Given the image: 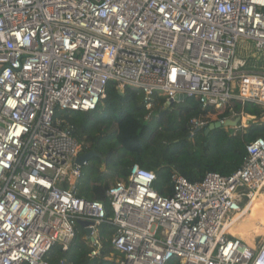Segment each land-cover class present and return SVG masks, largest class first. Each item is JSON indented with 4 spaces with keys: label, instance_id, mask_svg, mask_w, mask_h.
<instances>
[{
    "label": "built area",
    "instance_id": "obj_1",
    "mask_svg": "<svg viewBox=\"0 0 264 264\" xmlns=\"http://www.w3.org/2000/svg\"><path fill=\"white\" fill-rule=\"evenodd\" d=\"M111 81L140 90L149 114L154 95L264 107V0H0V264H52L78 221L92 256L98 227L114 228L118 264H264V237L252 247L229 232L264 193V136L230 176L172 173L168 197L132 165L107 190L110 216L76 196L82 145L56 113L94 111Z\"/></svg>",
    "mask_w": 264,
    "mask_h": 264
},
{
    "label": "trees",
    "instance_id": "obj_2",
    "mask_svg": "<svg viewBox=\"0 0 264 264\" xmlns=\"http://www.w3.org/2000/svg\"><path fill=\"white\" fill-rule=\"evenodd\" d=\"M236 104L230 102L232 117L229 119L243 112L250 117L245 126L238 123L236 128H213L205 134L208 125L195 131L192 124L202 112L196 100L187 98L167 105L164 97L154 95L149 114L140 90L127 86L120 93L115 83L109 82L105 98L94 111L56 113L63 126L71 127L72 135L83 143L79 154L93 150L101 155L80 168L74 182L76 196L102 202L110 216L107 190L117 181L126 180L134 164L156 175L154 190L165 197L171 195L172 173H178L191 183L201 181L209 172L230 176L240 167L246 145L264 136V127L257 126L263 124L259 121H264V107L245 103L241 112L240 105ZM222 110L205 111L213 119ZM254 209L250 214H260L261 204ZM97 233L101 244L98 254L91 255L84 231L76 226L68 248L53 247L48 261L52 264L61 261L63 264H118L122 256L110 244L114 228L103 223Z\"/></svg>",
    "mask_w": 264,
    "mask_h": 264
},
{
    "label": "rangeland",
    "instance_id": "obj_3",
    "mask_svg": "<svg viewBox=\"0 0 264 264\" xmlns=\"http://www.w3.org/2000/svg\"><path fill=\"white\" fill-rule=\"evenodd\" d=\"M246 50H248V51H251L252 49H251V44H249V43H243L242 44V47H241V54L244 56L245 55V51ZM251 53V54H250ZM249 54H250V61H253V62H255V61H257V63L258 62H261L262 61V59L261 58H259V57H254V53L253 52H250ZM254 57V58H253ZM237 105V104H236ZM240 105V104H239ZM241 106L242 105H240V106H238L239 107V109L241 110ZM241 112H242V110H241ZM207 113H208V111H202L201 112V114H200V116H199V120H200V125L201 126H205V125H208V126H210V127H212V126H214V124L215 123H218L219 121L218 120H227V119H229V118H231L232 116H231V113H232V108H230V109H228L227 107H224L223 108V110H222V112L221 113H217V115L215 116V118H213V119H211L210 117H208V115H207ZM242 114H243V116H242V121H241V126L243 125V126H245L247 123H248V121L250 120V117H248V116H245L244 115V113L242 112ZM240 117V116H239ZM239 117H235V118H239ZM234 118V117H233ZM251 120H254V119H251ZM259 122H262L263 124L262 125H257V126H262V127H264V121H259ZM254 126H256V125H254ZM254 126H250V127H254ZM222 127H225V129H227L228 128V126H223L222 125ZM264 195V193H261L260 195ZM259 194H257L256 196H260ZM254 199V198H253ZM252 199V200H253ZM251 200V201H252ZM261 205H263V207L261 208V212L260 213H263V216H261L260 215V217H259V219H258V221H259V223H260V226L259 227H261V228H263V230H260L261 231V233H262V236L264 237V200H261V203H260ZM255 210V209H254ZM253 211V210H252ZM244 212L245 213H248V214H250V211H247V210H244ZM250 215H252V214H250ZM252 216H257V215H252ZM258 217V216H257ZM237 221H239V219H237ZM234 233V232H233ZM235 234V233H234ZM261 240L260 239H258L257 240V238H256V244H258L259 242H260Z\"/></svg>",
    "mask_w": 264,
    "mask_h": 264
},
{
    "label": "crops",
    "instance_id": "obj_4",
    "mask_svg": "<svg viewBox=\"0 0 264 264\" xmlns=\"http://www.w3.org/2000/svg\"><path fill=\"white\" fill-rule=\"evenodd\" d=\"M80 144L83 145V143H80ZM261 200H264L263 194L260 196L254 197V199L249 204L248 208L245 210L250 211L254 209V207L257 204L261 203ZM262 207L263 205H261V208ZM260 215L263 216V213L258 214L257 215L258 217L257 216L254 217L248 213L243 212L241 215L237 216V218L233 221L231 225V228L233 230L232 232L242 236L248 244L254 246L256 244V238L258 239V237L254 235L253 233H256L257 235L263 238L262 233L260 231V230H263V228L259 227L260 223L258 221ZM237 219H239V221H237Z\"/></svg>",
    "mask_w": 264,
    "mask_h": 264
},
{
    "label": "water",
    "instance_id": "obj_5",
    "mask_svg": "<svg viewBox=\"0 0 264 264\" xmlns=\"http://www.w3.org/2000/svg\"><path fill=\"white\" fill-rule=\"evenodd\" d=\"M186 99H187V97L185 95H176L172 99H170L166 104L169 105V104H172V103H180V102H183ZM219 127H222V125L219 122L215 123L214 126H212V127L208 126V128L205 130V134H207L211 129L219 128ZM197 130H199V128L195 129V131H197ZM93 157L101 158V155L96 153L93 150L85 152V153H82V154H79L75 158V164L78 165L81 168L89 160H91ZM78 225L84 231V234H85L86 238H88L91 241H93V238L91 237L92 229L88 228L89 223L86 222V221H78Z\"/></svg>",
    "mask_w": 264,
    "mask_h": 264
},
{
    "label": "bare ground",
    "instance_id": "obj_6",
    "mask_svg": "<svg viewBox=\"0 0 264 264\" xmlns=\"http://www.w3.org/2000/svg\"><path fill=\"white\" fill-rule=\"evenodd\" d=\"M231 102V101H230ZM229 102V103H230ZM220 106V105H219ZM217 107V108H214V109H221L222 107ZM242 116H243V114H241L240 115V117L239 118H232V119H227V120H223V121H219V123L221 124V125H225V126H228V128H236V126H237V124L238 123H240V125H241V121H242ZM243 126V125H242ZM261 194V193H260ZM259 194V195H260ZM256 197V196H255ZM249 206V205H248ZM248 206H247V208H248ZM246 208V209H247ZM233 230H232V228H231V226H230V228H229V232L231 233V234H233V235H236V236H239L240 238H242L243 240H244V238L242 237V236H240V235H238V234H234L233 232H232ZM254 235H256L257 237H258V239H262V237L261 236H259V235H257L256 233H253ZM257 239V240H258ZM245 241V240H244ZM246 242V241H245ZM247 243V242H246ZM248 244V243H247ZM249 246H253V245H250V244H248ZM255 246V245H254Z\"/></svg>",
    "mask_w": 264,
    "mask_h": 264
}]
</instances>
